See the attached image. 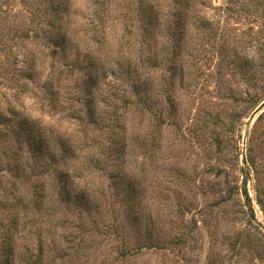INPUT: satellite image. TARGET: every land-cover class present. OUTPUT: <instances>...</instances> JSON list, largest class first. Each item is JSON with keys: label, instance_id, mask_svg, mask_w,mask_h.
<instances>
[{"label": "rangeland", "instance_id": "rangeland-1", "mask_svg": "<svg viewBox=\"0 0 264 264\" xmlns=\"http://www.w3.org/2000/svg\"><path fill=\"white\" fill-rule=\"evenodd\" d=\"M39 1L0 0V114L12 109L40 123L47 139L74 137L70 191L85 190L89 207L58 200L54 173L28 168L23 146L0 125V263L264 264V0H185L186 40L176 58L183 79L178 72L164 91L158 69L160 117L130 112L135 130L126 129L125 142L107 129L85 133L67 113L48 111L41 84L65 66L25 35L43 24H36ZM128 1L108 19L106 53L95 43L102 11L73 0L66 18L79 60L91 51L116 67L114 38L127 24L132 33L123 42L134 46L126 45L125 58L139 64L138 3ZM32 56L39 63L27 80ZM63 74L59 96L69 106L84 75ZM120 235L137 246L150 238L153 247L121 256Z\"/></svg>", "mask_w": 264, "mask_h": 264}, {"label": "trees", "instance_id": "trees-1", "mask_svg": "<svg viewBox=\"0 0 264 264\" xmlns=\"http://www.w3.org/2000/svg\"><path fill=\"white\" fill-rule=\"evenodd\" d=\"M91 1L98 14L102 11V18L99 19L102 23V37L96 38L95 43L97 49L107 53L110 45L104 29L108 26V19L119 11V7L128 4L129 1ZM40 2L44 5L41 10L35 13L37 16L36 24L42 21L43 24L38 29L28 30L25 35L30 34L36 41H42L48 49V55L63 59L65 66V69L51 71L50 76L48 75L41 84L42 97L46 100L48 111L67 113L71 119L81 122L85 133L90 129H107L114 133V139L117 137L123 142L126 140V129L135 130L132 112L137 110L140 115L147 114L154 119L160 117L162 107L159 103V95L155 93L154 88L156 84L154 79L157 77L158 69L162 72L159 81L164 91L173 85L178 72H180V78L183 79L184 67L178 65L176 58L186 40V29L183 21L185 15L181 14L185 8V0H170L169 2L168 0H136L139 12L137 27L140 32V45L134 49L138 54L136 60L139 61L138 65L136 62V67L134 65L131 67V59L125 58L124 49H126V45L134 46L128 38L125 43L123 42L125 33L128 36L132 33L130 25H122L120 27L122 34L120 37L118 35L117 39L116 36L114 38L117 41L115 43L119 53L116 67L109 65V62L105 61L100 54L91 51L89 53L85 51L86 55L79 60L77 55L80 52L79 41L74 36L75 31L69 30L67 27V18L72 13L70 10L74 3L73 0H40ZM70 54H73V57H69ZM38 63L37 56L29 58V69L24 72L27 80L36 73L35 68ZM76 71L83 72L82 88L79 87V91L73 97H68L67 101L72 104L65 106L61 103L58 86L63 73V75L72 76L76 74ZM107 77H110L109 80ZM105 79L106 83L104 82ZM10 113L11 115L8 117L0 114V125L9 126V131L14 140L20 144V147L23 146L28 157V168L32 170L39 168L43 172L54 173L56 198L71 202L79 210L88 209L89 198L85 190H81L79 193H71L70 191V173L74 169L72 167L77 159L75 158L76 150L71 141L74 137L52 134L47 139L42 135L44 129L41 128L40 123L31 121L29 118L13 112L12 109ZM2 138H4V134L0 126V141ZM90 140L94 143L95 138ZM16 167L17 173L21 170L24 173V169L20 170L18 165ZM41 191L43 192V190ZM43 195L44 193L38 194V197L42 198ZM133 200L132 196L128 198L131 212H134ZM35 204H39V202ZM53 229H56V225L53 226ZM14 231L10 236H6L9 239L8 242L14 240L12 238ZM120 242L122 244L121 256L130 252L135 253L141 248L153 247L152 240L147 237H144V242L138 246L129 244L122 235H120ZM3 264L9 263L4 262Z\"/></svg>", "mask_w": 264, "mask_h": 264}]
</instances>
